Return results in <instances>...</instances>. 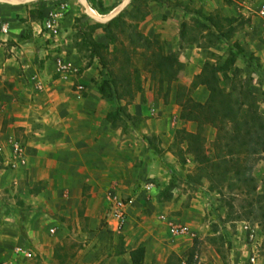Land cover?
<instances>
[{"label":"rangeland","instance_id":"rangeland-1","mask_svg":"<svg viewBox=\"0 0 264 264\" xmlns=\"http://www.w3.org/2000/svg\"><path fill=\"white\" fill-rule=\"evenodd\" d=\"M98 1L107 9L115 5L116 8L123 2ZM61 2L67 5L64 21L68 32L66 49L76 64V70L68 79L60 78L53 70V59L60 49L54 47L53 39L43 34V31L39 32L45 12L56 8ZM88 2L93 9L90 0ZM202 2L203 0H131L120 12L121 19L110 26L89 16L80 0H39L21 5L0 3L1 15L11 24L10 33H0V55L11 56L12 53L7 51L10 45L29 42L36 49L37 63L32 72L26 75L21 84L23 87L34 92L42 91L45 71L51 79L70 82L73 94L79 92L85 96L92 92L95 98L103 101V108L107 110L104 119L120 132L119 142H151L158 151L163 139L155 132L149 135L143 133L140 127L143 117L133 115L130 108H143L148 112L147 117L162 118L163 115H153L152 108L156 107L162 112L166 105L171 106L174 100L177 102L179 85H184L185 91L196 99L204 98L201 91L195 93L196 88L190 91L194 78L192 81L188 80L192 78L194 71L185 72L184 63L179 62V53L172 51V48L176 43L178 27L181 41V31L184 30L190 36L197 37L199 45L210 46L217 43L215 38L206 35L207 29L202 28V23H208L206 18L209 15L216 20L221 19L223 30L231 32L228 44L218 53L219 58L216 60L220 84L229 89L234 79L238 82V87L246 86L251 91L258 110L264 114V62L254 55V51H248L241 40L244 35L251 37L248 44L253 48L264 43V35L260 31L264 17L259 15V8L264 0ZM226 4L229 6H225ZM4 7L19 8L20 11L10 16L3 10ZM93 11L98 16L109 13L101 14L95 9ZM230 11L236 14L229 22L224 17ZM91 40L98 46H94ZM159 51L165 54L174 52L178 56L175 65L176 79L170 86L160 81L158 73L152 74L153 57ZM47 60L49 63L45 65ZM220 65L229 71L228 77ZM86 73L87 78L81 80ZM113 73L121 78L130 73L133 79H138L139 88L131 99L125 97L116 101L114 87L108 83L114 76ZM33 74L39 75L42 88L37 89L34 82H31ZM79 84H83L84 89L79 90ZM15 86L12 81L5 83L6 90H12ZM169 121L170 119L164 121L165 135L171 132V127H167ZM227 125L230 126L229 123ZM220 128L221 123L207 124L204 128L207 153L212 158L215 155L213 142ZM13 138L26 149V142L20 132ZM169 140L176 146V161L168 165L160 160L165 168L160 171L159 177L152 175L154 170H136L128 177L129 174L121 169L120 180L104 198L103 209L98 215V227L90 226L89 216L85 215L86 206L91 201L89 193L92 188L85 184L78 218L70 219L71 224L66 232L60 222L53 225L57 230L54 235L56 239L45 243L46 252L37 251L19 220L31 216V210L36 209L40 203L39 193L47 191L49 182L47 179L32 180L28 172V156L25 163H20L12 154L10 143L1 144L0 147L5 146V150L0 152V222L1 226L6 224L8 228L0 235V264L15 260L20 264H105L110 261L111 256L123 254L131 247V244L126 245V230L130 228L139 232L140 236H156L170 245L165 250L170 249L177 254L172 255L171 264L184 261L198 264L196 255L201 260L199 264H252V250L249 249L251 242L243 231L244 222H248L256 230L259 240L261 238L256 264H264V200L260 201L256 195L248 193L247 189L233 187L229 182L212 181L186 151V142L180 141L176 136ZM252 171L256 194H264V153L260 155ZM151 179L154 187L148 190L146 184ZM170 185L172 197L165 199L163 192ZM114 196L127 202L133 200L129 203L126 225L121 232L113 231L110 225ZM55 215L54 219L64 220L61 213ZM162 215L167 219L163 220ZM193 220L196 221L195 227H191ZM172 221H192L189 226L194 234L173 236L168 228V223ZM49 229L50 226L46 229L48 233ZM23 238L27 240L25 244L34 250V255L29 259L14 253L17 242ZM103 244L105 247L101 254L105 258L101 261V254L97 252ZM120 264L125 263L122 260Z\"/></svg>","mask_w":264,"mask_h":264},{"label":"crops","instance_id":"crops-1","mask_svg":"<svg viewBox=\"0 0 264 264\" xmlns=\"http://www.w3.org/2000/svg\"><path fill=\"white\" fill-rule=\"evenodd\" d=\"M3 10L10 16L20 11L19 8L7 7ZM225 10L228 11L226 8ZM235 14L236 12L230 11L225 17H233ZM179 31L178 27L172 51L179 53V62L184 63L185 72L194 71L188 81H192L195 75L201 72L206 61L216 64L218 53L222 52L230 40L223 37L210 46L184 43L180 40ZM260 31L264 35V21L261 22ZM244 36L241 38L242 45L248 51H254V55L263 63L264 43L253 48L248 44L251 37ZM7 51L12 53L11 56L0 55V145H5L10 137L20 132L26 142L29 177L37 181L47 179L49 182L47 191L39 193L40 203L36 209L31 210L33 212L31 216L19 220L37 251L46 252L45 243L56 239L54 235L57 230L53 225L60 222V226H64L66 232L68 225L71 224L70 219L78 218L77 212L85 184L92 186L89 193L91 201L86 206L85 215L89 216L90 226L98 227L100 225L98 215L103 209L104 198L111 193L109 191L114 190L120 180L121 169L129 174L128 177L136 170L139 172L154 170L155 173L152 175L159 177L160 171L165 168L161 161L168 165L176 161L174 152L176 146L169 140L175 136L176 128L189 132H196L198 129L196 121L181 119V106L174 100L171 106L166 105L162 112L156 107L152 108L153 115L164 116L158 119L147 117L148 112L143 108H130L133 115L143 117L140 121L143 133L149 135L155 132L163 139L164 142H161L158 151L151 142H119L120 132L113 128L111 122L104 119L107 110L103 108L102 100L95 98L92 92L85 96L79 92L73 94L70 82L51 79L45 71L42 91L34 92L28 87H23L21 84L25 81L26 75H29L36 66V49L29 42H25L17 46L10 45ZM48 63L49 60L44 62L45 65ZM220 67L224 71L223 66ZM216 74L220 80L217 71ZM85 78L87 73L81 80ZM6 81H12L16 86L12 90H6ZM198 91L203 93L204 98L196 99L191 96L197 101L205 102L209 95L207 87L200 85L195 89V93ZM167 119H170L167 127H171V132L165 135L164 121ZM57 213H61L64 220L54 219L53 216ZM184 223L191 226L192 221ZM195 223L193 220L191 227H195ZM1 225L0 222V235H3L2 231H6L7 225ZM48 226L50 233L46 230ZM126 239L128 240L126 245L131 244L127 252L111 256L110 261L105 264H120L122 260L125 264H132L130 250L140 244L145 246L146 251L143 264H171L172 255H177L170 249L165 250L170 245L156 236L154 238L145 234L140 236L139 232L131 228L126 230ZM26 241L23 238L16 245H26ZM104 247L105 244L101 245L97 253H103ZM104 258L105 256L101 254V261ZM195 259L199 264L201 260L198 255ZM179 264L188 263L184 261Z\"/></svg>","mask_w":264,"mask_h":264},{"label":"trees","instance_id":"trees-1","mask_svg":"<svg viewBox=\"0 0 264 264\" xmlns=\"http://www.w3.org/2000/svg\"><path fill=\"white\" fill-rule=\"evenodd\" d=\"M90 2L93 9L101 14L110 12L116 6L107 9L98 0H90ZM121 16L122 13L118 14L104 25L110 26L114 21L120 20ZM206 19L208 23H202V28L207 29L206 35L215 38V41L231 36L229 30H223L221 19L216 20L211 15ZM224 19L230 22L233 17H224ZM140 37L143 38L141 35ZM181 39L184 43L198 42L197 37L190 36L184 30L181 31ZM91 43L98 46L93 40ZM177 60L176 53L165 54L159 51L153 57L152 74L158 73L160 81L170 86L176 79ZM223 70L228 77V70L225 67ZM216 71L217 65L212 61H206L201 72L195 75L190 87L192 91L200 85H205L209 91L205 102L195 100L189 92L185 91L184 85H179L177 103L181 106V119L196 121L198 129L196 132L177 129L175 136L180 138V141L186 142V151L200 166L199 169L204 171L203 173L212 181L229 182L233 187L247 189L248 193L256 195L260 201L264 200V194H256L255 177L252 171L256 161L264 153V114L258 110V105L246 86L238 87V82L233 79L231 87L226 89L220 84ZM108 83L114 87L113 94L116 101L125 97L131 99L139 88L138 79H133L130 73L124 78L114 74ZM218 123H221V128L213 142L215 155L212 158L207 153L204 128L207 124ZM171 190L170 185L163 192L165 199L172 197ZM262 232L264 233V224ZM145 252V246L142 244L130 250L132 264H143Z\"/></svg>","mask_w":264,"mask_h":264},{"label":"built area","instance_id":"built-area-1","mask_svg":"<svg viewBox=\"0 0 264 264\" xmlns=\"http://www.w3.org/2000/svg\"><path fill=\"white\" fill-rule=\"evenodd\" d=\"M57 4L56 8H50L45 12L42 25L39 32L43 31V34L47 35L49 38L54 40V47L60 49V51L55 53V58L53 59L54 73L58 74L62 79H68L70 74L76 70V64L68 50L66 49V37L68 32L65 29L64 21L66 18V3ZM55 6V5H54ZM259 15L264 17V4L259 8ZM11 24L6 20L0 13V33H8ZM31 81L34 82L37 89L42 88V84L39 81V75L33 74L31 76ZM78 89H84L83 84L78 85ZM9 143L11 146L12 154L15 159L20 163H25L27 159V153L25 146L19 141L15 140L13 137L9 138ZM3 151V147H0V152ZM154 187L153 180H149L146 184V189L150 190ZM130 202L124 201L118 196H114L112 199V211H111V221L110 225L112 230L115 232H121L126 225L128 207ZM161 218L166 220L167 217L162 215ZM243 231L247 233L248 239L250 240L249 249L252 250L250 255V261L252 264L258 262V246L261 241L257 238L256 230H254L248 222L243 223ZM168 228L173 236H188L193 235L194 232L191 230L190 226L184 222L172 221L168 223ZM53 231V229H52ZM16 256L24 259H29L34 255V250L30 245H16L14 249ZM2 264H20L18 261L3 262Z\"/></svg>","mask_w":264,"mask_h":264},{"label":"water","instance_id":"water-1","mask_svg":"<svg viewBox=\"0 0 264 264\" xmlns=\"http://www.w3.org/2000/svg\"><path fill=\"white\" fill-rule=\"evenodd\" d=\"M39 0H0V3H8L11 5H21V4H26V3H30V2H36ZM83 5L86 8L87 13L89 14V16H91L92 18L106 23L109 22L110 20L114 19L121 11H123L125 9V7L130 3L131 0H123V2L117 6L115 9L111 10L108 14H106L105 16H98L95 14V12L93 11V9L90 7L88 0H80Z\"/></svg>","mask_w":264,"mask_h":264}]
</instances>
